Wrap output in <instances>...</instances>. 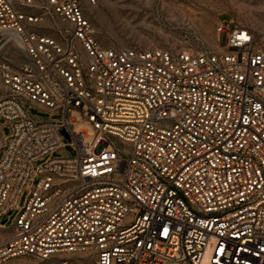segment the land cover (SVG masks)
<instances>
[{
	"label": "built area",
	"instance_id": "1",
	"mask_svg": "<svg viewBox=\"0 0 264 264\" xmlns=\"http://www.w3.org/2000/svg\"><path fill=\"white\" fill-rule=\"evenodd\" d=\"M97 1L0 0V264H264V47L104 46Z\"/></svg>",
	"mask_w": 264,
	"mask_h": 264
},
{
	"label": "rangeland",
	"instance_id": "2",
	"mask_svg": "<svg viewBox=\"0 0 264 264\" xmlns=\"http://www.w3.org/2000/svg\"><path fill=\"white\" fill-rule=\"evenodd\" d=\"M88 15L95 37L104 46L217 51L226 45L225 33H221L219 45L216 44V26L222 20L247 29L256 43L264 47V0H98ZM23 105L28 106L26 102ZM30 112L51 118L47 111L36 106H31ZM73 116L79 118L76 113ZM0 124L1 145L10 128L3 119ZM87 128L90 137L92 129ZM68 153L71 147L66 145L63 152H54L52 157ZM29 190L26 185L19 196L18 207L0 219V240L12 232L13 222ZM47 263L32 256H18L3 264Z\"/></svg>",
	"mask_w": 264,
	"mask_h": 264
},
{
	"label": "water",
	"instance_id": "3",
	"mask_svg": "<svg viewBox=\"0 0 264 264\" xmlns=\"http://www.w3.org/2000/svg\"><path fill=\"white\" fill-rule=\"evenodd\" d=\"M10 213H11V211L8 212V214H10ZM4 222H5V219L1 221V223H4Z\"/></svg>",
	"mask_w": 264,
	"mask_h": 264
}]
</instances>
